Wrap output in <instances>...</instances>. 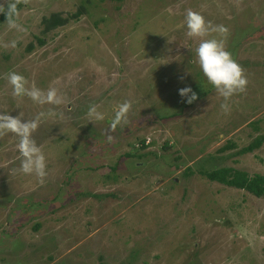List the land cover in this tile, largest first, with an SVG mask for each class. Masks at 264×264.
I'll return each mask as SVG.
<instances>
[{
	"label": "rangeland",
	"instance_id": "374dc122",
	"mask_svg": "<svg viewBox=\"0 0 264 264\" xmlns=\"http://www.w3.org/2000/svg\"><path fill=\"white\" fill-rule=\"evenodd\" d=\"M11 4L23 30L0 20V111L43 114L34 138L48 175L14 172L19 138L0 137V264H264V195L203 173L264 174V141L241 152L264 135V0H0V15ZM188 10L228 29L203 39H224L245 70L228 111ZM53 13L66 22L44 30ZM13 71L66 102L13 97ZM188 86L192 104L179 95ZM125 100L128 122L111 132ZM91 105L103 120L90 121Z\"/></svg>",
	"mask_w": 264,
	"mask_h": 264
},
{
	"label": "clouds",
	"instance_id": "9594fccd",
	"mask_svg": "<svg viewBox=\"0 0 264 264\" xmlns=\"http://www.w3.org/2000/svg\"><path fill=\"white\" fill-rule=\"evenodd\" d=\"M6 14L10 27L23 30L15 20L11 19L12 16L18 17L19 15L15 4L9 6ZM185 21L188 29L187 35L192 38H201L199 45L195 49L198 64L208 82L224 98L225 103L221 104V108L224 111H228L229 105L227 101L233 95L246 91L248 78L242 66L226 50L224 39H203L212 32L226 36L228 29L224 25H213L200 12L193 10L187 11ZM16 43L14 40L10 46L15 47ZM8 46L5 45V47ZM6 79L11 85L13 97L23 98L27 96L34 103L40 105L50 104L59 106L66 102L65 97L54 85H50L47 90L37 87L34 83L29 85L27 78L15 71L6 74ZM180 79L183 80L184 77L182 76ZM179 95L186 98L188 104H192L199 98L198 94L190 86L180 88ZM131 107V100H125L118 106L115 117L110 122L109 130L111 132H114L117 126L128 122V113ZM49 114L55 115V112H50ZM41 115L43 114L25 121L23 111L15 116L9 114L7 111H0V137H3L7 133H12L19 138L16 148L20 154L21 162L19 169H14L13 171H18L25 175L34 174L39 178L40 183L43 184L48 175L46 156L42 145H39L34 138V133L40 126ZM88 116L90 117V121L93 122L104 119L103 114L98 111V106L96 105L89 107ZM107 139L109 142H112L113 137L108 135Z\"/></svg>",
	"mask_w": 264,
	"mask_h": 264
},
{
	"label": "trees",
	"instance_id": "16d2710c",
	"mask_svg": "<svg viewBox=\"0 0 264 264\" xmlns=\"http://www.w3.org/2000/svg\"><path fill=\"white\" fill-rule=\"evenodd\" d=\"M2 19H8L7 14L0 15V20ZM43 22L45 25L44 30H49L52 27H55L60 24H64L66 22V18L61 17L57 13H53L48 18H44ZM38 40L39 42H43L41 38H38ZM31 47L32 45L30 44L29 48ZM263 141H264V135H260L256 137L252 142H250L248 145L244 146L241 149V152H250L253 149L258 148L263 143ZM141 143L143 146L144 141L142 140ZM168 147H169L168 145L165 146V148ZM203 173L212 181H217L229 187L244 189L256 197H260L264 195V174L255 173L253 175H249L244 170L236 169L230 166L216 167L211 171H207ZM36 227H38V224H36Z\"/></svg>",
	"mask_w": 264,
	"mask_h": 264
}]
</instances>
